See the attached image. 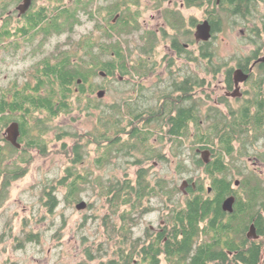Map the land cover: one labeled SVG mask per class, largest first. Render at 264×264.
I'll return each mask as SVG.
<instances>
[{
	"label": "flooded vegetation",
	"instance_id": "1",
	"mask_svg": "<svg viewBox=\"0 0 264 264\" xmlns=\"http://www.w3.org/2000/svg\"><path fill=\"white\" fill-rule=\"evenodd\" d=\"M204 1L209 7L219 5V0H0V73L5 72L0 89V100L3 99L5 107L0 110V119L6 121L0 122V151L14 152L12 157L1 161L2 166L19 157L25 146L21 119L26 115V110H30L28 113L35 111L26 105L25 98H47L44 83L54 76L53 72L60 65H67V59L71 67L75 60L84 57L87 66L101 73L99 77L102 83L94 89L96 101L100 103H105L108 98L106 94L113 79L118 78V82L125 83L127 87L120 90L122 95L119 100L111 102L121 105L125 117L141 119L139 129L147 132V143L142 144L147 152L131 153V157L136 158L134 163L139 164L136 174L123 178L107 177L103 181L115 183L118 190L125 187L131 189L130 202L112 206L114 202L110 200L111 196L97 190L100 198H105V203L109 204L106 213L99 218L101 224H95V233L102 234L103 239L87 242L83 238L82 243L86 244L84 256L75 264H171L190 254L186 251V243H170L174 227L171 217L185 206L186 197L197 191L202 178L187 177L180 186L173 187L169 178L150 173L152 166L166 164L170 158V153L166 152L171 149L167 134L169 129L161 126L156 119L176 118L183 115L185 108L194 106L202 119L201 125L208 118L213 119L216 112L230 119L247 102L255 76L264 69V18L260 24L251 25L250 20L242 23L238 43L249 48L245 52L237 50L231 56V64L214 62L215 49L209 52L211 57L203 56L204 44L212 42L218 32L212 33L210 16L202 13ZM261 3L264 1L259 5ZM193 7L198 8L204 16L187 19L181 10ZM261 15L264 17V10ZM180 20V26L174 25ZM206 20L211 27V37L203 41L195 34L197 26ZM83 25V31L77 32V28ZM251 27H256L258 32L254 34ZM256 35L259 40L251 43L250 40L256 39L253 37ZM116 42L127 56L125 67L129 73L126 70L125 74H121L120 63L105 60L108 53L111 58L115 57ZM191 46H194V51ZM96 54L101 56L102 63H96ZM236 71L248 75L247 79L236 80L240 77L235 74ZM203 73L214 79H207ZM218 75H222V79H218ZM74 90L72 83L70 97H73ZM217 92L220 93L214 96ZM12 103H17V106L13 107ZM12 125L16 126L13 142L7 133ZM193 128L191 124L190 129ZM119 138L123 141L122 132ZM204 149L207 148L195 149L201 159ZM211 155L210 151L209 159ZM247 158L244 172L232 173L229 193L221 201L223 214L212 215L216 224L227 223L230 230L227 240L222 237L214 241L211 264H247L245 256L252 242L260 245L257 264H264V205L257 209L258 215L251 221L235 229L237 218L234 204L238 195L243 193L241 180L244 175H254L264 190V173L256 170V166L264 163V150L252 156L248 154ZM248 162L253 165L250 167ZM97 178L103 180L106 177L94 179ZM71 179L61 176L51 180L54 181L52 197L55 206L69 204L66 187L59 181ZM208 183L205 182L204 186L206 193L211 191ZM89 186L86 185L85 191ZM60 188L64 190L61 202L57 197ZM231 196L234 198L232 210H224L223 201ZM47 200L48 197H45L43 201ZM80 200L87 204L83 210L92 209L91 201ZM171 200L175 205L170 207ZM260 202L263 199L260 198ZM53 209L49 207L52 213ZM204 222L199 221L200 228ZM261 224L263 227L260 230ZM202 238V234L193 238L197 244L194 248L201 244Z\"/></svg>",
	"mask_w": 264,
	"mask_h": 264
},
{
	"label": "trees",
	"instance_id": "2",
	"mask_svg": "<svg viewBox=\"0 0 264 264\" xmlns=\"http://www.w3.org/2000/svg\"><path fill=\"white\" fill-rule=\"evenodd\" d=\"M194 1V0H188ZM264 0H219L217 7H209L208 3L204 1L202 5L205 14L210 16L212 33L219 31L223 24H228L230 27L242 26V23L247 20H252L258 16L259 2ZM207 5V6H206ZM176 22V21H175ZM123 23V22H122ZM172 24V23H171ZM182 21H177L174 25L180 26ZM256 26V25H255ZM61 29L63 27H60ZM179 30L178 27H176ZM250 30L256 34L257 28L251 27ZM62 31V30H61ZM257 37L250 42H257ZM209 43L204 44L203 56H210L209 52L212 49L209 48ZM119 42L115 43L114 51L115 57L111 58L109 53L106 57L107 62L120 63V72L125 74L128 70L125 66L127 64V56L123 50H120ZM93 52V51H92ZM76 55V51H75ZM77 56V55H76ZM96 57V63H102V58L99 55ZM211 57V56H210ZM69 59H67V67L59 66V69L54 73V76L49 77L48 81L44 83L46 86V97L42 98H25L26 105L30 106L34 113H28L30 110H26V115L21 119V132L24 136V148L21 151V155L17 159L13 160L10 164L5 166L1 165V161L6 157H12L13 151H0V207L3 205L4 200L8 195V187L10 183L25 174L26 168L22 167L20 163H26L29 165L32 162V156L28 151L30 149H37L41 154L46 152L47 142L45 135L48 132V122L54 119L62 113H67L70 110L78 109L83 104L86 111L93 109H100L94 102L96 98L89 99V94L94 93L96 85L92 80L97 76H100V72L93 70L87 66L84 57L79 60H75L73 66L69 65ZM211 63V62H209ZM224 64V63H220ZM111 74L112 72H107ZM129 73V70H128ZM255 82L251 85L252 92L246 103L242 107L234 112L229 118L215 113L213 119L208 118L207 125H201V118H199L198 111L194 107H187L183 115L176 118H170L168 120H157L160 125L169 129L168 136L170 137L172 145H176L177 148L182 144V140L186 137H191L192 142L200 148H207L211 151V157L208 163H204L194 151L191 162L198 168L203 167L206 174L208 185L211 188L210 193H206L205 178L199 180L197 191H193L189 197H186V203L181 211L172 215V221H174V227L172 229V237L170 243H186V251L190 253L188 256L182 258L180 261H172L171 264H211L214 259L213 250L215 251V240H220L222 237L227 240L228 231L230 226L227 223L216 224L215 217L212 215H222L221 201L229 193V184L231 181L232 173L228 174L227 170L230 169L231 161L236 159L237 155L246 153L248 150L246 141L255 142V140L264 133V69L260 70L258 75L254 78ZM74 84V94L70 97L71 84ZM43 85V84H42ZM66 97V98H65ZM55 98L56 100H51ZM85 103V104H84ZM118 108H116V106ZM13 107L17 106V103H12ZM5 107L3 99L0 100V110ZM116 113H108L106 124H101V117L97 114V123L95 124L94 131H89L86 141L96 145L98 155L94 160L96 167H102L106 161L109 160L110 155L113 153H122L124 157H131V153L141 151L147 152V149L143 148L144 143H147V132H143L139 129V123L141 119L127 118L123 111H121V105L114 103L110 105V108H114ZM130 111V110H128ZM131 112V111H130ZM136 116V114H133ZM106 117V115L104 116ZM127 119L128 125L131 126L126 131V137L123 141H120L118 133L124 131L125 126L121 125V120ZM0 122H6L3 118ZM109 122V123H108ZM193 124V134H190V125ZM120 132V133H121ZM84 136V135H83ZM160 138L162 137L159 135ZM158 136V137H159ZM240 140L241 146L236 149L234 143ZM85 143H81V140H77L70 151L72 153L69 164L64 168L62 176L72 177L73 179L59 181L66 187V200L68 203H77L82 199L81 193L85 191L86 185L98 187L96 190L99 192H105L110 200L113 201L112 206H118L119 203L125 204L130 202L132 191L125 187L118 190L116 184L112 182H100V179L94 183L89 180L90 173L79 168V165L84 166L85 162ZM64 146V151H66ZM102 148V150H101ZM237 151V154H235ZM114 157V156H113ZM182 169L186 170V165L181 164ZM231 172V171H230ZM100 177V176H98ZM51 184V185H49ZM52 183H47L42 188V197L48 200L44 202L47 207H54L56 205L54 197H52ZM129 183H126V185ZM242 194L238 195V199L234 204L236 220L235 229L242 228V224L245 225L247 221H251L253 217L258 215L257 209L264 204V190L260 187L259 180L252 174L248 173L244 175L241 180ZM207 190V189H206ZM260 198L263 202H260ZM206 220V222H204ZM199 221L204 222L202 227H199ZM263 224L259 225L261 230ZM202 234L203 238L198 247L194 248L197 244L193 242V238H198ZM34 236L31 233L27 235ZM180 236V237H179ZM193 243V244H192ZM250 251L245 256L247 264H257L260 254L259 243H250ZM173 249V248H172ZM176 250V249H174ZM179 251V250H177Z\"/></svg>",
	"mask_w": 264,
	"mask_h": 264
},
{
	"label": "rangeland",
	"instance_id": "3",
	"mask_svg": "<svg viewBox=\"0 0 264 264\" xmlns=\"http://www.w3.org/2000/svg\"><path fill=\"white\" fill-rule=\"evenodd\" d=\"M263 10L264 3H261L258 7V16L250 21L251 25L257 24V22L260 24V20L264 18L261 15ZM181 11L187 19L194 16L197 18L204 16L202 14L204 13L203 8L202 13L194 7L182 9ZM241 27H230L228 24L222 25L209 45V48L215 49L216 52L214 62L231 64V56L237 50L243 52L248 50L249 46H241L238 43ZM188 28L193 30L191 26ZM83 29L84 25L79 26L77 32L81 33ZM161 49H163V44H161ZM191 49L194 51V46H191ZM4 75V71L0 73V89L4 83ZM130 75L129 77H131ZM203 75L207 79H214L210 75L207 76L204 73ZM218 79H222V75H218ZM101 80L102 78L97 76L93 82L97 86L102 83ZM119 86L121 87L119 88ZM124 86L127 87L125 83L118 82V78L113 79L108 87L106 94L108 98L104 101L105 103L94 102L100 109L92 108L88 112L84 110L85 106L82 104L78 109L75 108L49 120V130L45 135L46 152L41 154L37 149L28 151L32 156V162L29 165L20 163L22 167L26 168L25 174L10 183L7 198L0 207V264H75L84 256L83 249L86 244L82 243L83 238L87 239V242L94 240L98 242L103 239L102 234L97 235L95 233L97 229L95 224H101V216L106 213L109 204L105 203V198H100L96 189L93 190L96 186L89 183L91 186L81 193L83 199L92 202V209L79 211L75 208V204L63 206L60 203L54 206V213L49 210V206L47 207L44 204V199H41L42 188L47 183H52L51 180H54V178L62 176L64 168L70 162L72 146L77 140H81V143L86 145L84 146V166L79 165V168L83 169L82 167H85L86 171H89L88 174L90 173L89 177L92 179L90 180L94 183L98 181L94 179L98 176L106 177L100 180L102 182L107 180V177L123 178L136 174V169L139 166V164L137 166L134 163L136 158L124 157L121 152L113 153L105 165L96 167L94 164V160L98 155L96 145L93 143L87 144L88 140L86 141V138L89 137V131H94L97 114L102 118L101 124L105 125V118H107L108 113H116L114 111L115 107L110 108V105L114 104L112 102L119 100L122 95L120 90L124 89ZM219 93L217 92L214 96ZM89 95H91L88 96L89 99L95 97L94 93ZM124 95H126V92ZM105 115L106 117H104ZM120 123L125 126V130L122 132L123 138H125V133L131 126L127 127L129 124L127 119L121 120ZM203 124L207 125L206 122ZM192 140L191 137H186L177 149L175 148L176 145H172L170 140L171 149L166 151L167 154L170 153L169 162L152 166L150 173L169 178L173 187L180 186L183 179L191 176L205 178V182L208 183L209 178L204 173L203 167L198 168L191 162L192 155L195 149L198 148V144L195 145ZM234 145L236 149H239L241 146L240 140H237ZM245 145L248 148L246 150L247 155L252 156L253 154L262 153L264 150V133L255 142L246 141ZM64 146H66V151H64ZM178 154L183 156L179 157ZM235 154H237V151ZM247 155L238 154L235 157L236 159L232 161L227 158V161H230V169L227 170V173H236L240 170L244 172L246 169L244 165L248 160ZM182 163L186 165V170L182 169ZM248 165L251 167L253 163L248 162ZM256 170L264 173V163L256 166ZM63 191L60 188L57 193L59 202H61ZM173 204L175 205V202L171 200L170 207ZM29 233L34 236H30L28 239L27 235Z\"/></svg>",
	"mask_w": 264,
	"mask_h": 264
},
{
	"label": "water",
	"instance_id": "4",
	"mask_svg": "<svg viewBox=\"0 0 264 264\" xmlns=\"http://www.w3.org/2000/svg\"><path fill=\"white\" fill-rule=\"evenodd\" d=\"M195 36H196V38L201 39L203 41H206V40H208L211 37V27H210V24H209V22L207 20L206 21H203L201 24H199L197 26ZM235 74H237L238 76H240V77H238V79H236V80H240V81H244L248 77V75L244 74L241 71H236ZM98 95L101 96V92H99ZM15 127H16L15 125H12V126H10L7 129V133L9 134V138H10V140L12 142L14 141L15 136H16ZM11 133H13V135H11ZM201 155H202V160L205 163H207L208 160H209L210 151L208 149H204L201 152ZM233 201H234V198L232 196L226 198L223 201V204H222L223 209L224 210H227V211L232 210ZM86 205H87L86 204V201L80 200L79 202H77L75 204V208L77 210H83L86 207ZM251 231L253 232V228L251 229Z\"/></svg>",
	"mask_w": 264,
	"mask_h": 264
}]
</instances>
